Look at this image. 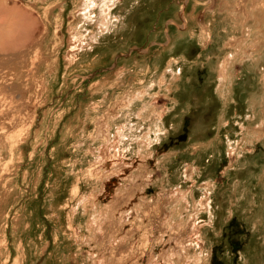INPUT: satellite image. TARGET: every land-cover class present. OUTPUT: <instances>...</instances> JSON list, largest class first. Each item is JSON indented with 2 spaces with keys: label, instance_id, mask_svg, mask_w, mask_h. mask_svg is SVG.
<instances>
[{
  "label": "rangeland",
  "instance_id": "374dc122",
  "mask_svg": "<svg viewBox=\"0 0 264 264\" xmlns=\"http://www.w3.org/2000/svg\"><path fill=\"white\" fill-rule=\"evenodd\" d=\"M0 264H264V0H0Z\"/></svg>",
  "mask_w": 264,
  "mask_h": 264
},
{
  "label": "bare ground",
  "instance_id": "6f19581e",
  "mask_svg": "<svg viewBox=\"0 0 264 264\" xmlns=\"http://www.w3.org/2000/svg\"><path fill=\"white\" fill-rule=\"evenodd\" d=\"M106 5H107V4H106ZM108 5H109V4H108ZM105 7H106V6H105ZM105 7H104V8H105ZM104 8H103V9H104ZM105 10H107V11H108V8H105ZM106 14H107V13H106Z\"/></svg>",
  "mask_w": 264,
  "mask_h": 264
}]
</instances>
